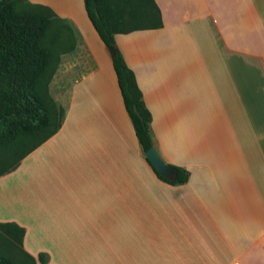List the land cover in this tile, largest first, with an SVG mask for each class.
Returning a JSON list of instances; mask_svg holds the SVG:
<instances>
[{
	"label": "crops",
	"instance_id": "crops-1",
	"mask_svg": "<svg viewBox=\"0 0 264 264\" xmlns=\"http://www.w3.org/2000/svg\"><path fill=\"white\" fill-rule=\"evenodd\" d=\"M28 1L52 9L75 39L48 85L62 124L15 170L30 174V211L106 213L83 226V264H264V0H154L161 27L114 35L161 156L190 173L181 185L143 156L83 0ZM8 174L2 201L20 187ZM77 185L80 199H67ZM23 228L37 264H60L52 249H61Z\"/></svg>",
	"mask_w": 264,
	"mask_h": 264
},
{
	"label": "trees",
	"instance_id": "trees-1",
	"mask_svg": "<svg viewBox=\"0 0 264 264\" xmlns=\"http://www.w3.org/2000/svg\"><path fill=\"white\" fill-rule=\"evenodd\" d=\"M83 5L105 47H115L112 67L125 111L143 152L154 143L151 113L133 71L116 46L114 35L161 27L159 7L154 0H83ZM140 16L145 18V23L127 24L126 17ZM74 45L72 28L48 6L27 0H0V176L14 170L24 157L60 128L64 110L50 95L48 84L58 65L59 54L71 51ZM60 47L63 49L57 52ZM146 161L155 175L168 184L181 185L189 178L187 169L171 164L176 173L169 180ZM0 228L22 240L24 228L18 224L0 222ZM43 256L39 254L40 262H46ZM0 264L16 263L0 251Z\"/></svg>",
	"mask_w": 264,
	"mask_h": 264
},
{
	"label": "rangeland",
	"instance_id": "rangeland-1",
	"mask_svg": "<svg viewBox=\"0 0 264 264\" xmlns=\"http://www.w3.org/2000/svg\"><path fill=\"white\" fill-rule=\"evenodd\" d=\"M126 21L128 25L136 26L145 23V18L143 16L126 17ZM62 49L63 47H60L57 52ZM61 54H59V58ZM166 140L169 141L170 139ZM16 169L17 167L9 174L6 173L9 178L6 183L15 184L17 182L16 185L20 187L15 194L11 196L8 194L5 201L0 199V217L23 223V227H28L31 237L40 245L48 247L50 250L52 249L50 246L56 250L61 249L59 255L52 249L60 264H67L63 260L69 258L65 245L69 247L68 250L71 255L68 263L83 264V226L91 228L100 224L102 215L106 213H35L34 210L30 211L32 189L30 174L27 171L15 172ZM82 193L83 190L78 185L71 186L66 197L67 199L77 197L79 200ZM73 206L77 207L78 201L74 202ZM64 211L69 212L70 209L66 207ZM137 213L143 212L137 209ZM22 240H19L17 235H8L0 228V251L10 256L16 264H34L30 258L31 255L23 249ZM43 258L47 260L48 255L44 254ZM34 260L37 264V260L35 258Z\"/></svg>",
	"mask_w": 264,
	"mask_h": 264
},
{
	"label": "water",
	"instance_id": "water-1",
	"mask_svg": "<svg viewBox=\"0 0 264 264\" xmlns=\"http://www.w3.org/2000/svg\"><path fill=\"white\" fill-rule=\"evenodd\" d=\"M107 51L110 55L115 53V47H107ZM143 156L150 162L152 167L163 177L172 180L175 176L176 169L163 157L161 156L158 146L156 143H153L151 147L143 151Z\"/></svg>",
	"mask_w": 264,
	"mask_h": 264
}]
</instances>
